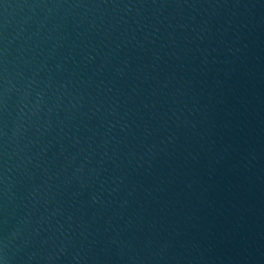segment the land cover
I'll use <instances>...</instances> for the list:
<instances>
[{
	"label": "water",
	"instance_id": "1",
	"mask_svg": "<svg viewBox=\"0 0 264 264\" xmlns=\"http://www.w3.org/2000/svg\"><path fill=\"white\" fill-rule=\"evenodd\" d=\"M0 264H264V0H0Z\"/></svg>",
	"mask_w": 264,
	"mask_h": 264
}]
</instances>
